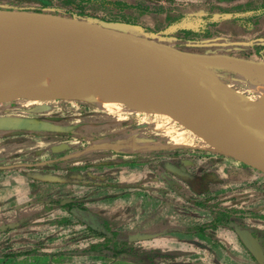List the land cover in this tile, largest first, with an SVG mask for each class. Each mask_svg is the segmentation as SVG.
I'll list each match as a JSON object with an SVG mask.
<instances>
[{"label": "rangeland", "instance_id": "374dc122", "mask_svg": "<svg viewBox=\"0 0 264 264\" xmlns=\"http://www.w3.org/2000/svg\"><path fill=\"white\" fill-rule=\"evenodd\" d=\"M0 10L121 25L209 57L207 71L238 98L259 102L244 69L264 64V0H0ZM66 96L0 98V123L17 122L0 126V144L15 143L24 176L45 181L5 182L0 254L37 264H134L69 255L118 244L148 252L150 264H258L234 229H250L264 245V174L168 114L122 103L108 111ZM71 202L103 218L107 237L71 216Z\"/></svg>", "mask_w": 264, "mask_h": 264}, {"label": "water", "instance_id": "95a60500", "mask_svg": "<svg viewBox=\"0 0 264 264\" xmlns=\"http://www.w3.org/2000/svg\"><path fill=\"white\" fill-rule=\"evenodd\" d=\"M121 28L36 12L0 10L2 35L13 33L41 39L59 50L154 69L161 93L156 101H165L168 106L160 112L264 174V138L242 117L252 114L253 108L239 104L231 96L232 89L204 68L209 57L193 55ZM80 93L75 90L68 96L77 99ZM3 96L0 93V98ZM234 230L258 264H264L261 246L253 235L245 229Z\"/></svg>", "mask_w": 264, "mask_h": 264}, {"label": "bare ground", "instance_id": "6f19581e", "mask_svg": "<svg viewBox=\"0 0 264 264\" xmlns=\"http://www.w3.org/2000/svg\"><path fill=\"white\" fill-rule=\"evenodd\" d=\"M245 66L259 102L252 104L247 98H238L233 90L231 96L253 108L252 114L242 117L264 138V121L258 119L264 117V64ZM75 90L82 92L78 98L93 100L108 111H119L117 103L152 113L168 109L165 101H156L161 93L152 68L140 69L105 57L59 50L41 39L0 34V93L13 92L40 100L53 92L69 95ZM229 118L232 115L228 114Z\"/></svg>", "mask_w": 264, "mask_h": 264}, {"label": "trees", "instance_id": "16d2710c", "mask_svg": "<svg viewBox=\"0 0 264 264\" xmlns=\"http://www.w3.org/2000/svg\"><path fill=\"white\" fill-rule=\"evenodd\" d=\"M264 50V46L262 47ZM178 177L183 180L184 182L188 183L190 187H194V182H191L192 179L188 174L184 173H177ZM68 212L71 216L77 219L81 224L86 225L89 227L94 233L102 236L104 238L107 237V229L105 227L106 222L100 216L90 212L84 205L69 203L67 205ZM105 222V223H104ZM242 229H247L243 227ZM251 232V231H250ZM159 254V253H157ZM69 255H92V256H103L109 257L116 260L127 261L134 264H150L148 258L149 253L142 251L141 254H137L135 251L127 248H123L118 244H105L99 246L97 248H91L90 250L82 251L79 253L69 254Z\"/></svg>", "mask_w": 264, "mask_h": 264}, {"label": "crops", "instance_id": "0c3cea01", "mask_svg": "<svg viewBox=\"0 0 264 264\" xmlns=\"http://www.w3.org/2000/svg\"><path fill=\"white\" fill-rule=\"evenodd\" d=\"M29 125L31 126V124ZM33 125L34 124H32V126ZM42 125L43 123H40V124L36 123V126L38 128L39 127L41 128ZM0 126L16 127L17 122H15V124H9L7 122H4V123H0ZM16 148H17V145L15 143H14V146H12V144L11 145L0 144V169H1L0 171V201L2 198L1 193H3V189L8 187V185L5 182H11V183L14 182V187L16 186L17 182H45V181H40L38 178L33 179L29 176H24L22 172V170H24L22 168V164L24 163L26 158H24V156H17L18 152L16 151ZM12 149H15V150L11 151ZM34 159H35V156H34ZM30 161H33V160H30ZM30 170L34 171L33 169H30ZM6 256L7 255L0 254V264H34V263L37 264L38 263V260H34L35 258L33 256L30 257V259L22 258V255L17 254V253L12 256H8V257ZM80 259L81 257H76L75 261H80ZM66 261L70 262L71 259L66 260Z\"/></svg>", "mask_w": 264, "mask_h": 264}, {"label": "flooded vegetation", "instance_id": "af4514ba", "mask_svg": "<svg viewBox=\"0 0 264 264\" xmlns=\"http://www.w3.org/2000/svg\"><path fill=\"white\" fill-rule=\"evenodd\" d=\"M252 235H253V237L255 238V235H254V233L253 232H250ZM256 239V238H255ZM257 242L260 244V246H261V249H262V252H263V254H264V245L262 244V243H260L258 240H257Z\"/></svg>", "mask_w": 264, "mask_h": 264}]
</instances>
